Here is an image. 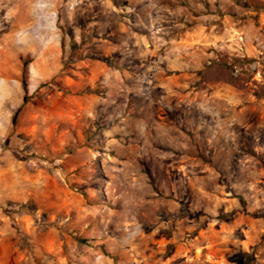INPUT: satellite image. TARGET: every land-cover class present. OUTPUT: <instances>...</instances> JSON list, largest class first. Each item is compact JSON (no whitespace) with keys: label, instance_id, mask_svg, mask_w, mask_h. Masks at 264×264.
I'll use <instances>...</instances> for the list:
<instances>
[{"label":"rangeland","instance_id":"obj_1","mask_svg":"<svg viewBox=\"0 0 264 264\" xmlns=\"http://www.w3.org/2000/svg\"><path fill=\"white\" fill-rule=\"evenodd\" d=\"M0 204V264H264V0H0Z\"/></svg>","mask_w":264,"mask_h":264},{"label":"crops","instance_id":"obj_2","mask_svg":"<svg viewBox=\"0 0 264 264\" xmlns=\"http://www.w3.org/2000/svg\"><path fill=\"white\" fill-rule=\"evenodd\" d=\"M10 216H8L3 210L2 204H0V237L4 239V233L7 232L9 227H12L11 221L9 220ZM13 228V227H12Z\"/></svg>","mask_w":264,"mask_h":264},{"label":"trees","instance_id":"obj_3","mask_svg":"<svg viewBox=\"0 0 264 264\" xmlns=\"http://www.w3.org/2000/svg\"><path fill=\"white\" fill-rule=\"evenodd\" d=\"M23 84H24V86L26 87V82H25V80H23Z\"/></svg>","mask_w":264,"mask_h":264}]
</instances>
